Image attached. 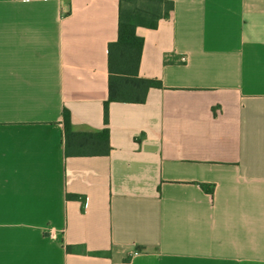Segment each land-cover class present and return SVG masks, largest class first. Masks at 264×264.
I'll use <instances>...</instances> for the list:
<instances>
[{
    "label": "crops",
    "instance_id": "crops-1",
    "mask_svg": "<svg viewBox=\"0 0 264 264\" xmlns=\"http://www.w3.org/2000/svg\"><path fill=\"white\" fill-rule=\"evenodd\" d=\"M167 1L105 125L119 0H0V264H264V0Z\"/></svg>",
    "mask_w": 264,
    "mask_h": 264
},
{
    "label": "trees",
    "instance_id": "trees-1",
    "mask_svg": "<svg viewBox=\"0 0 264 264\" xmlns=\"http://www.w3.org/2000/svg\"><path fill=\"white\" fill-rule=\"evenodd\" d=\"M172 9V3L167 0H119L117 38L107 46L109 79L108 98L103 104L105 125L110 102L142 103L149 88H161L157 80L137 77L143 39L135 30L137 27L156 28L158 21L168 18ZM63 121L66 131L69 128L66 111ZM104 131L107 133V129ZM208 190L212 193V188Z\"/></svg>",
    "mask_w": 264,
    "mask_h": 264
},
{
    "label": "built area",
    "instance_id": "built-area-1",
    "mask_svg": "<svg viewBox=\"0 0 264 264\" xmlns=\"http://www.w3.org/2000/svg\"><path fill=\"white\" fill-rule=\"evenodd\" d=\"M181 60L183 61L184 58H182ZM138 252H139L138 250H134V252L132 253V255L134 256V255L138 254Z\"/></svg>",
    "mask_w": 264,
    "mask_h": 264
}]
</instances>
